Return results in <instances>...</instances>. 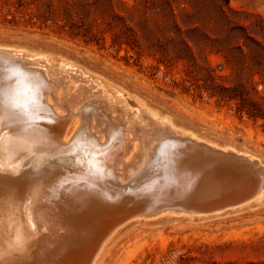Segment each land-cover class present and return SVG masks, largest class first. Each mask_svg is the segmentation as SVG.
Masks as SVG:
<instances>
[{
	"label": "bare ground",
	"instance_id": "obj_1",
	"mask_svg": "<svg viewBox=\"0 0 264 264\" xmlns=\"http://www.w3.org/2000/svg\"><path fill=\"white\" fill-rule=\"evenodd\" d=\"M61 52L0 46V264H97L135 217L201 220L262 206L257 155ZM73 208L56 244V216Z\"/></svg>",
	"mask_w": 264,
	"mask_h": 264
},
{
	"label": "rangeland",
	"instance_id": "obj_2",
	"mask_svg": "<svg viewBox=\"0 0 264 264\" xmlns=\"http://www.w3.org/2000/svg\"><path fill=\"white\" fill-rule=\"evenodd\" d=\"M51 1L53 8L62 13L63 1ZM128 1L140 5L142 0ZM44 8L42 0L22 7V18L18 13L17 23L0 21V35L21 38L19 44L22 45L57 48L136 90L195 132L213 136L223 144H233L264 162V119L239 112L236 100L218 102L206 91H200V82L186 73L185 63L171 60L170 55L164 56L158 46L129 29L132 25L139 26L138 20L131 21L132 14L122 11L126 27L120 21L114 22L116 30L105 24L102 33L103 19H99V27H94L99 43H86L83 37L71 36L56 26L27 23L28 13L35 14ZM4 9L15 11L12 4ZM231 10L249 13L244 17L247 25L259 20L264 22V0H229L228 11ZM211 60L219 65L222 59L211 55ZM259 89L264 88L261 85ZM73 209L69 215L65 214L64 220V214L56 216L59 225L51 235L56 244L69 235L72 215L81 211ZM227 209L230 207L223 209L225 212L202 215L201 220L161 223L148 217V221L155 223L152 225L146 224L147 219L142 217L125 221L118 227L117 237L106 245L97 264H264V203L240 212Z\"/></svg>",
	"mask_w": 264,
	"mask_h": 264
},
{
	"label": "trees",
	"instance_id": "obj_3",
	"mask_svg": "<svg viewBox=\"0 0 264 264\" xmlns=\"http://www.w3.org/2000/svg\"><path fill=\"white\" fill-rule=\"evenodd\" d=\"M37 1L0 0V21L17 23L22 7ZM62 1L61 13L51 0H42L45 8L28 13L27 23L56 26L86 43H99L94 33L98 20L103 19L101 33L105 24L116 30L114 22L120 21L126 27L121 13L126 10L139 25L127 28L158 46L164 56L185 63L186 73L200 82V91L218 102L236 100L239 112L264 119V89H259L264 88V22L247 25L244 17L250 14L228 11L229 0H142L140 5L128 0ZM9 4L15 11H5ZM211 55L222 59L219 65H214Z\"/></svg>",
	"mask_w": 264,
	"mask_h": 264
},
{
	"label": "water",
	"instance_id": "obj_4",
	"mask_svg": "<svg viewBox=\"0 0 264 264\" xmlns=\"http://www.w3.org/2000/svg\"><path fill=\"white\" fill-rule=\"evenodd\" d=\"M21 41V38L14 37V36H8V35H0V46H10V45H16Z\"/></svg>",
	"mask_w": 264,
	"mask_h": 264
}]
</instances>
